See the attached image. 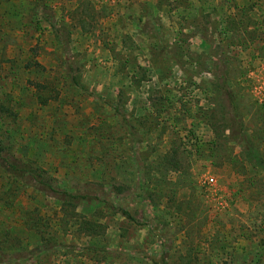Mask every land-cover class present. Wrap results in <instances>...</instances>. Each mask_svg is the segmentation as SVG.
Instances as JSON below:
<instances>
[{
  "label": "rangeland",
  "instance_id": "1",
  "mask_svg": "<svg viewBox=\"0 0 264 264\" xmlns=\"http://www.w3.org/2000/svg\"><path fill=\"white\" fill-rule=\"evenodd\" d=\"M240 129L264 157V0H0V149L85 196L0 158V253L20 264H264Z\"/></svg>",
  "mask_w": 264,
  "mask_h": 264
},
{
  "label": "trees",
  "instance_id": "2",
  "mask_svg": "<svg viewBox=\"0 0 264 264\" xmlns=\"http://www.w3.org/2000/svg\"><path fill=\"white\" fill-rule=\"evenodd\" d=\"M56 34H58L59 36L62 37V34H59L58 31L56 32ZM72 83L75 87H79V88L81 87L80 79L77 76L72 77ZM226 83H227V81H226L225 77H223L222 83H221L222 85L219 84V86H220L219 91H220V93L221 92L224 93L225 96L227 97L228 101L231 102L232 108H233L232 110L234 112L237 109V107L234 106L235 98H234V95L231 93V91H230V89ZM233 117L236 118V115L233 114ZM239 123L240 122L238 121L237 124H239ZM240 131H241L240 136H239L240 138L239 137L238 138L243 145L244 158L264 171V157L259 152L258 146L255 145L252 141H250L247 138L246 134L243 132V129H240ZM232 132H233V130H231V133ZM4 154H5L4 151H1V149H0V158H1L2 162H4L3 167L5 168L8 166L7 164H10V168L12 169V171L14 173H16L18 176L23 175L24 179H26L31 186H33L34 188H36L40 192H42L48 196H52L55 198L62 199L64 202L70 201V200L72 201L78 197L85 198L84 195H78L77 196V195H74L68 191L57 188L55 185H53V183L51 181V177L49 176V173L44 168L39 167V166H33L32 162H24V161L17 160L15 158L11 159L12 162H10L9 161L10 159L8 157H5L6 155H4ZM178 164L179 163L176 162L174 165L178 166ZM144 178L145 177L142 175H140V177H139V179H140L139 180V186L144 189L141 197L144 196L145 194H149V196H151L150 193H148V187L149 186L146 187L147 184L149 183V180L144 179ZM143 180H145V181H143ZM117 191H119L118 188H117ZM119 213L124 218H126L127 220L138 223L137 219L130 213L129 210H127L125 208H121V209H119ZM27 254H29V253H0V264L5 262L4 260L2 261V259L4 257H6L10 260H12V258L16 259L19 262L18 264H20V262L24 258H26L25 256ZM162 257H163V264H167L164 261L166 260V257H168V253H164L162 255ZM180 260H181L180 264H195L189 255L180 256Z\"/></svg>",
  "mask_w": 264,
  "mask_h": 264
}]
</instances>
